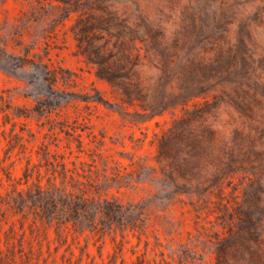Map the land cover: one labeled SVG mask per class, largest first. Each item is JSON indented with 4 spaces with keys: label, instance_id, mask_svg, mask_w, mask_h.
Returning <instances> with one entry per match:
<instances>
[{
    "label": "trees",
    "instance_id": "16d2710c",
    "mask_svg": "<svg viewBox=\"0 0 264 264\" xmlns=\"http://www.w3.org/2000/svg\"><path fill=\"white\" fill-rule=\"evenodd\" d=\"M179 2L160 0L158 18L138 0L134 19L114 0H37L30 14L47 19L57 9L56 24L74 16L71 30L79 52L95 66L99 78L120 92L124 103L140 106L149 118L182 111L158 140L157 160L172 197L188 196L185 203L194 214L198 238L213 247L215 264H257L264 258V188L259 176L264 171V154L256 146L264 135V83L256 75L251 35L243 25L232 41L228 36L232 21L224 12L209 18L205 1L187 4L179 28L167 37L162 19L172 18ZM100 39L105 40L100 44ZM146 61L160 67L162 75L157 80L142 77ZM172 64L177 66L171 68ZM173 77L176 87L168 88ZM222 107L236 114L231 123L236 118L242 122L233 126L230 136L210 121ZM16 145L9 141L6 158ZM20 146L26 158L20 179L13 178L10 166L0 161V230L10 223L5 239L0 236V264H32L23 238L27 221L32 233L41 228L47 236L54 230L59 246L68 243L70 251L73 234L105 235L107 230H119L125 237L132 231L138 238L136 246L145 234V249L134 250L136 258L130 264H174L164 250L160 258L150 255L143 201L125 204L104 196L98 180L85 170L80 172L76 164L70 167L65 156L56 162L49 157L43 163L38 154L39 162H35L24 144ZM18 229L22 238L17 243L13 237ZM154 237V247L162 246L160 236L154 233ZM124 244L120 241L118 250L102 264H117ZM184 248L177 252L179 264H202L203 257L193 247ZM124 263L122 259L120 264Z\"/></svg>",
    "mask_w": 264,
    "mask_h": 264
},
{
    "label": "rangeland",
    "instance_id": "374dc122",
    "mask_svg": "<svg viewBox=\"0 0 264 264\" xmlns=\"http://www.w3.org/2000/svg\"><path fill=\"white\" fill-rule=\"evenodd\" d=\"M36 1L0 0V161L10 166L12 177L18 180L26 164L21 144L35 162H39L38 154L44 158L43 163L49 157V161L56 162V158L65 156L70 167L76 164L80 172L85 170L98 180L104 196L116 197L125 204L143 201L151 256L160 258V250H164L172 263L179 264L177 252L189 245L203 257L202 264H215L213 247L203 237L198 238L194 214L185 203L188 196L172 197V188L167 185L157 160L159 138L182 111L178 109L175 116L166 111L149 118L140 106L124 103L120 92L99 78L95 66L79 52L71 30L74 16L56 24L60 11L55 9L50 18L36 19L30 14ZM135 1L114 0V3L134 19ZM138 1L153 18L159 17L160 0ZM205 1L209 18L224 12L232 21L228 30L232 41L241 26L249 30L256 75L264 83V0H180L172 18L162 19L167 37L179 28L187 4L201 5ZM175 66L172 64L171 68ZM140 71L145 80L155 81L162 75L160 67L149 61ZM176 84L173 77L168 88ZM235 115L233 109L222 107L210 121L230 136L233 126L242 125L238 118L231 123ZM10 140L18 145L6 158ZM256 146L264 154V135L257 139ZM41 171L45 174V166ZM259 176L264 188V171ZM9 227L10 223H6L0 230L3 240ZM25 227V250L32 257V264H102L118 250L120 241L125 244L117 264L122 259L124 264H130L136 258L133 251L144 250L147 238L144 234L136 246L138 238L132 231L125 237L119 230H107L105 235L69 233V243L75 237L70 251L68 243L59 246L54 230L45 236L41 228L30 232L28 221ZM20 233L19 230L14 235V242L22 238ZM154 233L160 236L162 246L154 247ZM257 264H264V258Z\"/></svg>",
    "mask_w": 264,
    "mask_h": 264
}]
</instances>
